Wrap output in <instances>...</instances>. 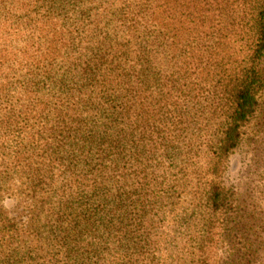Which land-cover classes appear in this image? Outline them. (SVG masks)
<instances>
[{"label":"trees","instance_id":"trees-1","mask_svg":"<svg viewBox=\"0 0 264 264\" xmlns=\"http://www.w3.org/2000/svg\"><path fill=\"white\" fill-rule=\"evenodd\" d=\"M263 57L264 0H0V202L16 172L32 204L23 228L0 204V264H157L148 152L226 155Z\"/></svg>","mask_w":264,"mask_h":264},{"label":"rangeland","instance_id":"rangeland-1","mask_svg":"<svg viewBox=\"0 0 264 264\" xmlns=\"http://www.w3.org/2000/svg\"><path fill=\"white\" fill-rule=\"evenodd\" d=\"M260 68L264 77V57ZM155 71L162 77L159 67ZM242 131L237 145L220 158L209 160L194 149L193 155L185 148L170 150L161 141L148 152L161 164L154 170L152 186L157 188L160 182L161 192L174 188L172 196L163 200L167 217L159 231L166 241L158 242L157 264H201L200 260L204 264H264V86L259 106ZM144 152L139 150L140 162ZM186 159L189 167L182 164ZM191 160L198 162L196 168ZM8 176L0 204L10 221L23 228L32 204L18 173ZM211 186L219 199L209 209L206 196ZM197 238L203 247L194 250Z\"/></svg>","mask_w":264,"mask_h":264}]
</instances>
